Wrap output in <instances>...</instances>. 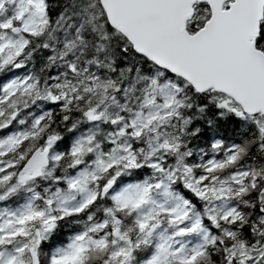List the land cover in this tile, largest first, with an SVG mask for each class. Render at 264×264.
<instances>
[{
    "label": "snow or ice",
    "instance_id": "1",
    "mask_svg": "<svg viewBox=\"0 0 264 264\" xmlns=\"http://www.w3.org/2000/svg\"><path fill=\"white\" fill-rule=\"evenodd\" d=\"M0 264H264V0H0Z\"/></svg>",
    "mask_w": 264,
    "mask_h": 264
}]
</instances>
